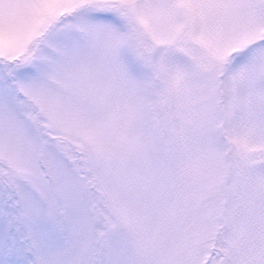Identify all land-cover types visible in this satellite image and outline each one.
<instances>
[{"label":"snow or ice","instance_id":"1","mask_svg":"<svg viewBox=\"0 0 264 264\" xmlns=\"http://www.w3.org/2000/svg\"><path fill=\"white\" fill-rule=\"evenodd\" d=\"M0 264H264V0H0Z\"/></svg>","mask_w":264,"mask_h":264}]
</instances>
